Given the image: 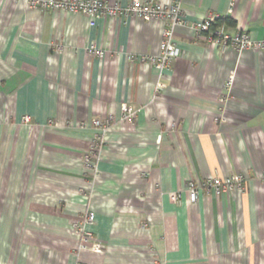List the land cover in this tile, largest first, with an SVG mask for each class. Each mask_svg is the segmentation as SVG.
Listing matches in <instances>:
<instances>
[{
	"label": "crops",
	"instance_id": "crops-1",
	"mask_svg": "<svg viewBox=\"0 0 264 264\" xmlns=\"http://www.w3.org/2000/svg\"><path fill=\"white\" fill-rule=\"evenodd\" d=\"M182 10L183 55L160 80L138 57L160 52L163 24L90 25L0 0V264H264V51H223L192 28L228 18L227 35L262 40L264 0H184ZM122 104L136 120L122 119ZM110 118L92 180V122ZM215 176L243 177L244 188L200 190L190 203L187 185ZM89 209L102 253L79 249L74 225Z\"/></svg>",
	"mask_w": 264,
	"mask_h": 264
},
{
	"label": "built area",
	"instance_id": "built-area-1",
	"mask_svg": "<svg viewBox=\"0 0 264 264\" xmlns=\"http://www.w3.org/2000/svg\"><path fill=\"white\" fill-rule=\"evenodd\" d=\"M31 8L52 9L72 14H81L91 20L90 25H94V19L97 17H107L111 19L126 18L136 16L145 22H154L163 24L165 27L162 31V42L160 52L156 55H144L138 57L142 65L147 68H154L158 72L161 80L165 73L171 70L172 63L181 58L183 52L175 43V31L179 27H185L188 21L182 10L184 0H174L170 6L163 5L160 0H130L127 7H122L119 4H110L105 0H26ZM215 17H207L205 20L192 25L199 38L205 39L213 47H219L223 51L234 49L239 53L243 51H264V39L253 40L246 33H239L233 37L225 32V27L220 26L216 31L210 32V26L214 22ZM94 50V49H93ZM95 52V51H93ZM96 55L100 58L104 56L101 51H96ZM235 77H229L226 83V92L230 93L234 86ZM163 87L161 81L156 85L157 92ZM223 99V102H226ZM122 119L134 121L137 117V109L129 104L121 105ZM110 118L106 122L95 119L92 126L96 131V135L91 146L83 156V163L92 176L91 179H97L99 175V163L102 157V148L105 144V136L108 133L113 121ZM29 117L23 118V123H28ZM264 180V172L261 175ZM189 202L197 203L200 190L215 191L217 195L224 192H232L235 189L244 188L243 177H225L219 176L209 177L202 184L190 183L187 185ZM170 199L176 204H180V195L171 194ZM96 214L92 210H88L80 224L74 225V231L80 237L79 249L92 250L97 253H102L104 246L94 240L87 230V227L95 222Z\"/></svg>",
	"mask_w": 264,
	"mask_h": 264
},
{
	"label": "trees",
	"instance_id": "trees-1",
	"mask_svg": "<svg viewBox=\"0 0 264 264\" xmlns=\"http://www.w3.org/2000/svg\"><path fill=\"white\" fill-rule=\"evenodd\" d=\"M227 25V26H235V22L228 18H216L214 22L210 26V32L216 31V29L220 26Z\"/></svg>",
	"mask_w": 264,
	"mask_h": 264
}]
</instances>
